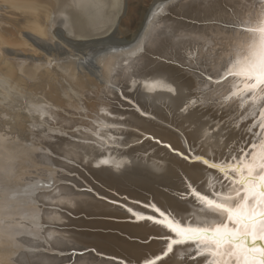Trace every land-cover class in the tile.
<instances>
[{
  "label": "bare ground",
  "instance_id": "1",
  "mask_svg": "<svg viewBox=\"0 0 264 264\" xmlns=\"http://www.w3.org/2000/svg\"><path fill=\"white\" fill-rule=\"evenodd\" d=\"M6 1L10 3V6L13 5L25 12L24 19L26 24L35 32L45 33L46 35L47 27L45 23H48L46 21L52 23L58 16H65L66 21L64 25L66 27H69L71 23L72 26H78L76 28L77 31H72L74 36H72L71 40L75 44L98 45L107 42L123 44V46L120 45L121 47L111 48L103 54L104 79L102 82L103 84H108L107 86H111V84L117 86L115 97L120 102L122 96L130 98L132 96L124 93L122 91L123 88L129 87L133 90L141 89L139 91L146 95L149 98V102L152 103L150 106L152 109L160 110L163 108L170 116L183 118L180 124L186 129L191 127V130L187 131L189 134V137L186 138L188 145L184 139L182 140L175 135H169L165 131L163 133L155 129H142V131L162 139L172 147L180 150L179 146L184 145L186 151L192 153L190 156L193 155L195 157L194 154L199 152L200 155L203 154L205 155L204 157L218 162V158L215 156H218L219 152L214 149V146L223 144L222 142L225 143L221 137L223 128H219L218 131H207L204 127L208 122H203L202 120L197 122L196 120L201 117L191 119L196 115V112H190V106H193L194 101H192V98L190 100L187 99V95L192 96V94H194V97L202 95L199 99H212L219 105L221 103H231L230 105L234 106L235 109L233 110L234 117L232 115L230 117H233L236 121L235 123L240 125V123L247 120V123H249L247 132H250V128L251 134L259 131L258 124L257 127L252 128V124L259 118V102L255 105L256 115L251 116L249 113L253 110V104L250 100L245 103L246 98H241L239 103H235L233 99L230 101H224L223 99L229 90H237L235 85H242V79L240 77L230 76L227 80L221 81L219 84L215 83V81L235 61L239 46L258 39L257 33L248 32L245 29L258 28L261 21L264 20V0H227L229 3L227 1L223 3L210 2L209 0H190L187 2L183 0H156L154 5L151 4V7L142 10L141 21L138 23L136 30L131 34L132 36L130 38L120 37V35H124V30L122 29L123 21L121 20L126 11L124 8V14L118 16L121 12V0ZM59 6H61L59 8L61 11L60 14L54 15L57 13L55 12L51 15L52 11H55V9L58 10ZM136 7L138 11H141L138 2L136 3ZM161 7L163 11L159 12L158 9ZM64 11L73 12L77 21L75 23L72 22L73 20L67 21L68 15ZM164 12H168L171 15H165ZM201 13H204V15ZM172 15L178 17L184 16L197 21L189 22L173 17ZM60 31L64 32L61 27ZM95 31L100 33H96ZM131 53H136V56H130ZM152 55L164 57L165 60L153 57ZM197 68L200 69L199 72ZM12 71L9 73H12ZM41 72L43 71H40V74ZM205 73L212 76V83L207 81V77L203 75ZM29 78L32 77L29 76ZM32 79L37 80L36 78ZM158 81H163L165 86H160L157 83ZM169 88H173L175 91H169ZM191 88L195 89V93L191 91L186 92V89L190 90ZM52 96L56 103L45 101L42 103L34 102L32 110L37 114V117H42L47 121L50 117L54 119V115L57 113L56 106H59L63 100L55 93ZM188 102L189 104H187ZM184 104H187L186 110L179 112V108L183 107ZM27 108L29 109V107ZM106 110H109V108ZM113 110L111 112H119L117 109ZM187 111L188 114L185 113ZM34 113L31 112V114ZM241 117L245 118L241 119ZM104 122L119 123V120L105 118ZM187 123L188 126H185ZM6 131L9 130L6 128ZM108 131L114 133L126 132L124 129H109ZM207 135L211 136L210 140H205L207 139ZM201 136L202 138L198 140ZM29 137L31 138L32 136L29 134ZM45 138L51 137L45 136ZM20 141L16 142L13 140L11 144L4 136L0 137L1 264H67L71 259H73L71 264H125V262L127 264L128 260L136 262L132 264H141L139 257L143 256L145 258L144 260H148L159 256L162 254L161 250L167 248V242L164 237L169 235L168 230L151 220H147L150 224L149 226L142 225V220L140 219L129 222H110L115 227L119 228L124 226V228H128L130 231L128 235L134 238H139L144 241L153 236V238H160L151 239L149 243L131 240L132 246L121 245L117 241L114 242L117 246L115 249H111L109 245L104 243L74 238L67 235L68 233L65 234L63 230L55 226L53 227L52 224L62 225L63 223L60 222L64 219H71L63 212L48 209L49 207L47 205H57L58 207L61 206L68 209L69 207L78 209L80 206L87 207L91 211L108 208L111 209L113 214L111 216L119 218L142 216L144 211H147L145 212L146 214L154 217L158 216L154 210H147L146 208L117 198L132 208L135 216H130L129 211L125 210V208L114 203H108L107 200L98 197L90 189L83 188L86 185L82 180L64 174L62 170L57 169L56 165L62 164L58 159L53 158L46 149L43 147L34 148L29 145L30 143L27 142V144L25 143L26 141L20 143ZM103 142L104 144L97 142L89 144L73 142L70 143L73 149L66 150L63 147L64 140L57 139L54 142H50L49 148L70 158H73L75 148H83L84 152H86L85 155L93 159L94 166L103 170V175L106 174L108 177L114 176L124 181L127 180L123 178V175L131 174V172L125 171L126 169L148 170L155 176V179H147L143 175L134 174L131 177H134L135 180L127 182H133L132 184L135 185L141 184L139 186L144 185L150 192L148 198L151 200L152 205L165 210L178 220L185 219L187 223L193 222V226L199 224L202 227L214 228L218 224L225 222V218L222 216L216 215L206 209L201 211L202 205L198 201H195L189 194L190 184L200 192L204 188L206 189V187L209 189L208 183L213 182V180V183L221 184L219 172L214 170L216 178L211 181L213 177L212 170L205 168L202 164L181 159L183 160L181 164L187 163L188 165H192L191 169H182L172 162L174 153L169 150L165 149L163 152H159L163 156V160L156 161L155 159H151L149 161L146 159V156L135 155L134 152L136 151L130 152L129 150L111 147L104 149L103 146L106 144V141L103 140ZM173 142H176L178 147ZM31 143L35 142L31 141ZM197 145H201L202 151L201 148L198 151L193 149ZM28 152L29 154L33 153L35 155L36 165H33L39 167L36 174L29 176L24 172L19 174L17 170V160L23 158L24 155L26 157ZM155 153H158V151H155ZM210 153H214L215 156L208 155ZM75 154L77 153L75 152ZM27 158H29L28 155ZM101 160H108L109 163L99 164L98 162ZM29 163L31 164L33 162ZM117 164H119V167H117ZM195 166L200 167L202 170H196ZM64 167L67 170L73 171L69 166ZM206 173L207 176H205ZM37 174L45 176L46 179H42L43 177H39ZM156 178L162 181L158 182ZM68 181L70 182L68 183ZM200 181H202V186L200 188L196 187L197 182ZM178 192H180L179 195L177 194ZM175 194L180 197H176ZM175 205H180L181 207L177 208ZM184 213L188 214V216H185ZM91 223L93 224L94 222H90L89 224ZM231 225L235 226V224L230 223L229 227ZM247 227L246 231L242 232L241 235L246 234L252 229V225H247ZM83 234L106 238L99 233ZM261 236H264V224L256 225V235L247 241V247L256 249L258 252L260 248L264 247V240L260 239ZM253 239L255 243H253ZM119 246L124 249L120 250L122 252L124 251V253L126 252L127 255H125L127 257L124 254L118 253ZM201 246H204L203 243ZM235 246L232 242H229L225 245V248L231 249ZM89 247H94L95 250H87V252L85 250L84 252L81 251ZM104 247H109L110 249H105ZM137 248L145 252H136ZM153 248H156V251L151 252ZM70 250H76L78 252L72 254L65 253ZM196 253V243L189 241L182 245H175L173 251L162 260L157 261V264H207L212 259L207 254L197 256ZM117 259H123V262H119Z\"/></svg>",
  "mask_w": 264,
  "mask_h": 264
},
{
  "label": "rangeland",
  "instance_id": "2",
  "mask_svg": "<svg viewBox=\"0 0 264 264\" xmlns=\"http://www.w3.org/2000/svg\"><path fill=\"white\" fill-rule=\"evenodd\" d=\"M183 1L187 2L190 0ZM209 1L223 3L227 0ZM137 2L139 3L141 11H138V8L136 7ZM155 2L156 0H121V12L118 16L123 15L124 8L126 9L125 15L121 20L123 21L122 29L124 30V35H120L121 38H130L132 36L131 34L136 30L138 23L141 21V13L143 12L142 10L151 7ZM227 3L229 2L227 1ZM60 7L61 6L58 7V10L55 9V11H52L51 15H53V13L55 12L57 13H55L54 15H59L61 12L59 10ZM227 8L230 9V7L228 6ZM66 11L64 12L68 15L67 21L73 20L72 22L75 23L77 19L73 15V12ZM164 13L165 15H171L168 12ZM201 14L204 15V13ZM24 16L25 12L22 9L17 8L13 5L10 6V3L6 0H0V130L2 131H0V137L4 136V138L9 143H11L13 140H15L16 142L21 140L20 143L26 141L25 143H30L29 145L34 148L43 147L53 158L58 159L62 164L56 165L57 169L62 170L64 174H68L69 176H74L79 180H82L86 185L83 188L90 189L98 197L107 200L108 203H114L122 208H125V210L128 211L129 209L132 210L130 206L118 200L122 199L126 200L128 203L136 204L138 206L146 208L147 210H153L151 207H148L149 205H152V202L148 198L150 192L145 188V186H139L141 184L135 185L132 184L133 182H127L135 180L134 177H131V175L134 174L141 176L143 175V177H146L147 179H155V176H153L150 171H143L142 169H126L125 171L131 172V174L123 175V178L127 181L120 180L118 178H115L114 176L108 177L106 174L103 175V170L94 166V161H92L93 159L90 156L85 155L86 152H84L83 148H75V151H73L74 156L72 155L73 158H70L61 155L49 148L51 144L50 142H54L57 139L64 140L66 144L64 143L63 147L66 150H70L73 149L72 145L70 144L73 142L83 144L97 142L104 144L103 140H105L106 144L103 146L104 149L111 147L116 149L119 148L122 150H129L130 152L136 151L134 152L135 155L142 157L146 156V159L149 161H151V159H155L156 161L163 160V156L159 154V152H163L166 149L174 153V155L172 156V162H174L182 169L184 168L188 170L192 168V165H188L187 163L181 164V162H183V160L189 162L192 161L186 160L178 155V153L182 151L184 153V156H190V154H192L190 151H186L184 145L179 146L180 150L172 146L171 148H169V144H167L165 141L158 137H155L154 135L142 131V129H155L163 133L165 131V133L167 132L169 135H175L176 137L181 138L182 140L184 139V141H186V138L189 137L187 131L191 130V127L189 129L184 128L180 124L183 118L176 117L178 120L177 121L176 118L170 116L169 113H167L163 108L160 110L152 109L150 107L152 103L149 102V98L146 95L139 91L141 89L133 90L129 87L123 88L122 91L124 93H128L132 96L131 98L122 96L120 102L115 97L117 86L115 84H111V86H107L108 84L106 83L103 84V54L108 52L111 48L121 47L123 46V44H116L115 42H107L98 45L75 44L71 40L72 36H74L72 34V31H77L76 28L78 26H72L71 23L69 24V27H66L64 25L66 21L65 16H58L52 23L46 21L48 22L45 23V26L47 27L46 35L45 33L42 34L32 30V28L26 24ZM172 16L189 22L194 21V19L184 16ZM196 21L197 20H195L194 22ZM224 24L226 25V23ZM60 27L64 32L60 31ZM95 32L100 33L98 31ZM152 56L165 60L164 57H159L158 55ZM62 69L63 71H61ZM197 69V71L199 72L200 69ZM10 71H12V73H9ZM40 71L43 72H41L40 74ZM37 74L40 75L38 76ZM203 75L205 77L209 76L206 73ZM29 76L32 78H36L37 80L29 78ZM188 91L195 93L194 88H191L190 90L186 89V92ZM232 92V90H229L226 95H230ZM54 93L58 95L61 100H63L59 106H56L57 113L54 115V119L50 117L47 121L42 117H37V114L32 110L34 102L42 103L45 101L53 103L54 98L52 94ZM201 96L202 95H198L197 97H194V94H192V96L187 95V99L190 100L192 98V101H194L192 104L193 106H190V112H196V115L191 119L201 117L196 121L199 122L200 120H202L203 122H208V124L204 127V129H207V131H218L219 128H223L221 131V137L224 139L225 143L222 142L223 144L214 146V149L219 152L218 156H215L214 153L208 154L210 156L217 157L218 162H220L221 157L219 156L226 155L233 149L238 150L239 147H247V142L253 140L254 137L251 132H247V127L249 124L247 123V120L240 123V125L235 123L236 121L233 119V110L235 109V107L230 105L231 103H221L219 105L212 99H199L201 98ZM241 98L242 95H237L233 97V100L235 101V103H239ZM25 103L26 105H29H27L29 109L26 107ZM187 104H189V102ZM187 104H184L183 107H180L179 112L184 111L187 107ZM108 108L109 110H106ZM112 109H117L119 110V112H115L114 110V112H111ZM31 112L34 114H31ZM185 113L188 114V111ZM231 115L233 117H230ZM105 118L111 120H119V123L104 122ZM217 121L218 123H216ZM185 126H188V123L185 124ZM6 128L9 131H6ZM109 129H124L126 132L114 133L112 131H108ZM3 130H5L6 132H3ZM19 132L21 133V135ZM13 133L16 135H14ZM29 134L33 138H30ZM232 135L235 136L232 137ZM22 136L26 137L24 138ZM45 136L51 138H45ZM250 136L252 137L250 138ZM95 138H97V140H95ZM201 138L202 136L199 137L198 140H200ZM210 139L211 136L207 135V139L205 140ZM31 141L35 143H31ZM173 144L178 147L176 142H173ZM200 148L201 145H197V147L195 146L193 149H195V151H198L200 150ZM155 151H158V153H155ZM75 152L77 154H75ZM78 153L82 154L80 155ZM232 154L235 155L236 151H232ZM27 155L29 158H27ZM196 155H200L199 152H196L194 154V156ZM200 156L204 157L205 155L201 154ZM34 157L35 155L33 153L29 154L28 152L26 154V157L24 155L23 158L17 160V170L19 174H21V172H24L27 173V176H29L34 175L36 174V172H38L39 167L33 165H36V159ZM192 159H195L193 155ZM29 162H33L31 163L32 165ZM63 165L71 167L73 171L67 170V168ZM195 169L202 170L198 166H195ZM212 171L213 177L211 178V181L216 178L214 170ZM37 175L39 177H43L42 179H46L43 175ZM205 176H207V173L205 174ZM221 179L219 178L220 181ZM156 180L158 182L162 181L161 179L157 178ZM120 181L122 182L118 183ZM69 182L70 181H68V183ZM213 182L208 183L209 189L206 187V189L204 188L201 193L203 195L207 194V196L212 199H217L214 193L217 191L226 190L221 189V184H215ZM201 186L202 181L197 182L196 187L200 188ZM235 186L239 187V185ZM177 194L179 195L180 192H178ZM178 195L175 194L176 197H180ZM47 206L49 207H47L48 209H54V211L63 212L68 218L71 219H64L62 222L59 221L60 223H63L62 225L52 224L53 227L55 226L56 228L63 230L65 234L68 233L67 235L74 238H79L91 242L104 243L106 245H109L111 249H115V247H117L114 244V242L117 241H119L121 245L125 244L127 246H132L131 240H137L142 243H149L151 239H160L158 237L153 238V236L149 239H146L147 241H144L139 238L131 237L130 235H128L130 233L128 228H124V226L118 228L113 224H110V222L137 221L138 218L114 217L111 216L113 214L111 212V209L108 208L100 209L98 211H91L87 207L80 206L78 207V209L71 208L69 206V209L61 206L58 207L57 205ZM176 206L177 208L181 207L180 205H175V207ZM84 209H86L87 211H84ZM145 212L147 211H144V213H142L143 217L152 216L150 214H146ZM129 215L135 216L133 211H129ZM185 216H188V214H185ZM185 216L184 218H186ZM140 220H142V225H150L147 221L148 219ZM179 220L181 223H187V220L185 219ZM190 221L192 220L190 219ZM90 222L94 223L89 224ZM231 227L239 229L241 233L246 231V229L248 228L247 225H244L242 222L235 223V226L231 225L230 228ZM83 233H99L106 238H102L101 236L96 235H87ZM168 234L172 235L173 238H175L173 234L169 232ZM104 248L110 249L109 247ZM118 248V253L124 255L126 254V252L124 253V251L122 252L120 250L123 249L121 246H119ZM153 249H151V252L156 251V248ZM84 250L85 252H87V250H95V248H84L81 251L84 252ZM136 250V252L144 251L139 248H137ZM164 250H161V252H163ZM74 252L78 251L70 250L65 253L72 254ZM154 258L155 257L148 260ZM163 258L165 257H162L160 260H162ZM139 259L140 263L144 264L145 258L141 256L139 257ZM117 260L119 262H123V259ZM71 262H73V259L68 261L67 264H71ZM132 263L136 262L128 260L127 264Z\"/></svg>",
  "mask_w": 264,
  "mask_h": 264
},
{
  "label": "snow or ice",
  "instance_id": "3",
  "mask_svg": "<svg viewBox=\"0 0 264 264\" xmlns=\"http://www.w3.org/2000/svg\"><path fill=\"white\" fill-rule=\"evenodd\" d=\"M158 11L162 12L163 8H159ZM245 30L257 33L258 39L238 47L235 61L223 71L215 83L219 84L230 76L242 79V85H235L237 90L231 95L224 96L223 99L230 101L233 97L242 95V98H246L245 103L250 100L253 104V110L249 113L251 116L256 115L255 105L259 102V118L252 124V128L257 127L258 124L259 131L252 133L254 139L247 142V147L233 149L232 151H236V154L233 155L230 151L221 157L220 162L200 155H196L193 160L192 156H184L183 152L178 153L186 160L202 164L205 168L220 173L221 189L226 191L215 192L217 199L203 195L191 184L189 194L202 205L201 211L206 209L222 216L225 222L214 228L202 227L199 224L193 226L190 222L181 223L180 220L155 205H149L148 207H151L159 218L154 216H137V218L148 219L162 225L175 238L172 235L165 236L166 250L154 259L145 260L144 264H157V261L173 251L175 245H182L189 241L196 243L197 256L207 254L212 257L207 264H264V247L258 252L256 249L247 247V241L256 235V225L264 224V20L258 28ZM130 56L134 57L136 53H131ZM207 81L212 83V76H207ZM157 83L165 86L163 81ZM168 90L175 91L173 88ZM244 118L241 117V119ZM249 131L251 132V128ZM168 147L171 148V145ZM98 163L108 164L109 161L101 160ZM235 185L239 187H234ZM129 211L132 210L129 209ZM240 222L244 225H252V229L241 235L239 229L229 227L230 223ZM260 239L264 240V236ZM229 242L236 246L226 249L225 245ZM202 243L204 246H201ZM253 243H255L254 239Z\"/></svg>",
  "mask_w": 264,
  "mask_h": 264
}]
</instances>
